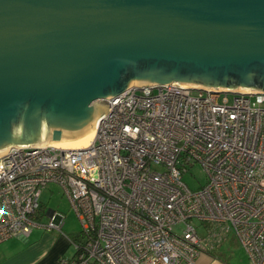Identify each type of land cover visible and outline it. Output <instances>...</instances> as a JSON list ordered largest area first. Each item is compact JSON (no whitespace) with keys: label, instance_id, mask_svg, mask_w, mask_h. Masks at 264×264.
<instances>
[{"label":"built area","instance_id":"2783aa9c","mask_svg":"<svg viewBox=\"0 0 264 264\" xmlns=\"http://www.w3.org/2000/svg\"><path fill=\"white\" fill-rule=\"evenodd\" d=\"M105 100L87 146L0 154V241L35 226L62 231L63 212L39 219L41 190L54 182L87 236L57 264H195L231 231L264 264V91L172 81ZM194 164L206 181L191 188L182 175Z\"/></svg>","mask_w":264,"mask_h":264},{"label":"water","instance_id":"95a60500","mask_svg":"<svg viewBox=\"0 0 264 264\" xmlns=\"http://www.w3.org/2000/svg\"><path fill=\"white\" fill-rule=\"evenodd\" d=\"M172 81L264 91V0H0V154L85 135L105 98Z\"/></svg>","mask_w":264,"mask_h":264},{"label":"crops","instance_id":"0c3cea01","mask_svg":"<svg viewBox=\"0 0 264 264\" xmlns=\"http://www.w3.org/2000/svg\"><path fill=\"white\" fill-rule=\"evenodd\" d=\"M72 247L71 240L63 229L57 232L35 226L26 236L0 241V264H57L59 257L71 256ZM195 264L231 263L219 254L201 252L196 257Z\"/></svg>","mask_w":264,"mask_h":264},{"label":"rangeland","instance_id":"374dc122","mask_svg":"<svg viewBox=\"0 0 264 264\" xmlns=\"http://www.w3.org/2000/svg\"><path fill=\"white\" fill-rule=\"evenodd\" d=\"M182 180L189 187L195 188L205 183L206 175L203 168L199 164L192 165L189 170L182 175ZM40 203L45 210L54 209L64 213V222L62 229L65 232H76L81 229V223L76 213L70 206V203L64 194L62 188L54 182L45 185L40 194ZM46 214L41 220H46ZM198 221L195 220V223ZM183 225L181 223L173 226L175 231L180 232ZM200 229L202 227H199ZM70 248V251L72 252ZM70 251L67 253L70 255ZM214 254H219L220 257L229 261L231 264H252L248 253L240 246L239 240L234 232H229L221 238L220 243L213 249Z\"/></svg>","mask_w":264,"mask_h":264},{"label":"bare ground","instance_id":"6f19581e","mask_svg":"<svg viewBox=\"0 0 264 264\" xmlns=\"http://www.w3.org/2000/svg\"><path fill=\"white\" fill-rule=\"evenodd\" d=\"M94 127H95V123H94ZM94 133H95V128L91 132L85 135H82L80 137H75V138L65 139V140H57V141H49V139H47V141L44 142L43 144L47 143V144L62 147V148L83 147L89 144L90 140L94 136Z\"/></svg>","mask_w":264,"mask_h":264},{"label":"trees","instance_id":"16d2710c","mask_svg":"<svg viewBox=\"0 0 264 264\" xmlns=\"http://www.w3.org/2000/svg\"><path fill=\"white\" fill-rule=\"evenodd\" d=\"M44 211H45V209L43 208V206L40 203L39 219H41L43 217V215L45 214ZM67 235H68L69 239L71 240V242H83V241L87 240L86 233H84L83 230H81V229L79 231H76V232H68ZM212 251L213 250H211V251H202V252H208V253H211L213 255L214 252H212ZM72 254H74V250H73Z\"/></svg>","mask_w":264,"mask_h":264}]
</instances>
